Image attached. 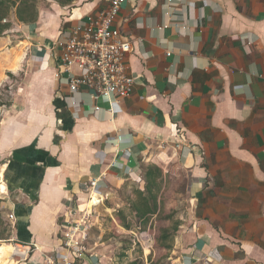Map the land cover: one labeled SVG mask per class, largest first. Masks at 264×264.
Instances as JSON below:
<instances>
[{
    "label": "crops",
    "instance_id": "crops-1",
    "mask_svg": "<svg viewBox=\"0 0 264 264\" xmlns=\"http://www.w3.org/2000/svg\"><path fill=\"white\" fill-rule=\"evenodd\" d=\"M106 4L41 1L0 36V244L29 246L17 264L60 262L62 228L102 176L94 212L148 232L173 212L166 247L180 264H264V0H124L114 26L131 44L132 92L81 89L72 107L59 43ZM107 247L76 264H122Z\"/></svg>",
    "mask_w": 264,
    "mask_h": 264
},
{
    "label": "built area",
    "instance_id": "built-area-1",
    "mask_svg": "<svg viewBox=\"0 0 264 264\" xmlns=\"http://www.w3.org/2000/svg\"><path fill=\"white\" fill-rule=\"evenodd\" d=\"M123 1L107 0L105 8L89 15L85 22L76 25L67 38L59 43L61 50L58 70L66 75L65 81L70 94L66 99L72 107L79 106L76 94L81 89L91 91L90 98L94 101L113 99L115 102H120L132 92L134 78L126 69V55L130 52L131 44L114 26ZM11 85V80L8 79L1 86L7 89V87L11 88ZM99 109L100 107L94 104L93 110ZM74 114H77L76 110ZM101 186L102 176L90 178L85 208L78 212L77 217L71 212L70 219L61 231L60 245L67 255L60 262H55L48 256L45 264H76L74 258H80L87 251L86 243L93 225L96 206L94 204L88 207V203L92 199V194H98L97 189ZM98 195L101 201L100 194ZM12 216L9 214V218ZM13 246L25 249L22 258L28 255L29 246L17 243Z\"/></svg>",
    "mask_w": 264,
    "mask_h": 264
},
{
    "label": "rangeland",
    "instance_id": "rangeland-1",
    "mask_svg": "<svg viewBox=\"0 0 264 264\" xmlns=\"http://www.w3.org/2000/svg\"><path fill=\"white\" fill-rule=\"evenodd\" d=\"M8 95L1 96V98L8 101ZM173 215V212L169 214L170 218L158 215L149 226L148 232V225L143 222L139 224L136 219H124L123 216H120V220L116 218L115 222L99 211L94 212L93 225L89 230L87 243L88 245L104 243L108 246L106 250L112 255H117L119 260H122L120 261L122 264H131L134 260L141 261L139 262L141 264L154 262L157 264H180L166 247L171 245L175 235L176 224L173 222L175 219L171 217ZM143 231L151 235L149 246L143 244L141 237ZM87 243L86 246H88Z\"/></svg>",
    "mask_w": 264,
    "mask_h": 264
},
{
    "label": "trees",
    "instance_id": "trees-1",
    "mask_svg": "<svg viewBox=\"0 0 264 264\" xmlns=\"http://www.w3.org/2000/svg\"><path fill=\"white\" fill-rule=\"evenodd\" d=\"M41 0H0V36H3L13 24V21L23 23H32L38 15V4ZM60 5L70 4L73 0H54ZM9 52V51H8ZM17 58H15L16 60ZM13 69L14 67H9ZM0 99V104L3 103ZM6 102V101H5ZM139 215H144L146 212L152 213L155 211L156 204L153 202L146 207L145 204L132 206ZM144 207V208H143ZM141 261L134 260L131 264H141ZM157 264V262L150 263ZM164 264V263H161Z\"/></svg>",
    "mask_w": 264,
    "mask_h": 264
},
{
    "label": "bare ground",
    "instance_id": "bare-ground-1",
    "mask_svg": "<svg viewBox=\"0 0 264 264\" xmlns=\"http://www.w3.org/2000/svg\"><path fill=\"white\" fill-rule=\"evenodd\" d=\"M99 195L92 194V199L88 203V207H91L98 201ZM25 255V249L16 248L13 244H6L2 242L0 244V264H17L15 258L19 259Z\"/></svg>",
    "mask_w": 264,
    "mask_h": 264
}]
</instances>
